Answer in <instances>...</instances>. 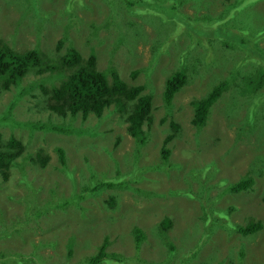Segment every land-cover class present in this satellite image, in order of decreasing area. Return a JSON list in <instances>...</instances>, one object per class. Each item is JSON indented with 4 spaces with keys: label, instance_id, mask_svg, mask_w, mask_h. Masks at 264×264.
I'll return each mask as SVG.
<instances>
[{
    "label": "rangeland",
    "instance_id": "obj_1",
    "mask_svg": "<svg viewBox=\"0 0 264 264\" xmlns=\"http://www.w3.org/2000/svg\"><path fill=\"white\" fill-rule=\"evenodd\" d=\"M220 2L83 0L75 2L73 12L68 0H0V39L19 51L37 48L41 53L58 54L72 44L84 57L95 53L99 70L112 65L130 85L145 82L147 77L151 88L155 87L153 121L145 125L149 140L142 146L128 133V123L121 113L104 115L102 126L106 123L105 128L109 127L107 134L83 144L77 142L84 140V135L76 138L42 131L30 135L17 124L48 116L34 96L40 94L39 89L24 95L19 94L18 87L0 89L2 138L5 141L14 133L27 146L10 178L4 180L0 174V230L13 225L20 230L11 237H0V264H7L2 254L6 257L20 249L31 254L36 247L46 257V264H78L102 244L109 253L118 255L112 264H238V250L243 246V264H264V225L252 236L237 232V223L245 226L254 218L264 220V0H231L221 13H215ZM41 14L53 21L40 24L44 30L39 35L35 26ZM69 16L76 18L70 22ZM120 38L126 42L120 43ZM60 39L64 40L61 45ZM194 53L203 63L201 68L192 64ZM209 60L218 62L215 69ZM139 66L146 75L134 79L132 72ZM185 69L189 81L168 109L163 101L164 82ZM33 76L21 85L34 80ZM223 80L228 82L229 99L223 94L207 124L197 129L192 122L194 102ZM89 118L86 123H97L93 116ZM59 119L55 116L53 122ZM171 121L179 125L177 131ZM102 126L94 134H99ZM172 133L171 155L164 161L161 145ZM120 137L121 145L117 141ZM67 139L71 141L68 144L64 141ZM57 147L67 150L68 168L61 165ZM40 148L52 156L44 169L25 158ZM136 154L140 161L134 165ZM124 155L133 162L128 169L122 165ZM90 161L105 164L107 177L116 170L127 174L125 184L134 190H107L111 196H119L113 208L107 207L105 193L78 204L75 194H81L79 191L89 182ZM209 162L218 163L220 170L212 179L204 177L201 187L191 181V169ZM247 174L257 181L256 186L262 184L258 190L255 188L257 192L226 190L228 184ZM148 176L152 181L145 182ZM222 179L227 182L220 183ZM137 189L153 193L143 194ZM53 198L75 201L65 205L52 201L51 213L27 228L21 225L27 220L24 213L31 204L35 208L29 210L40 209L42 203ZM206 211L211 226L221 221L227 230L202 235ZM168 217L173 226L161 230V221ZM136 227L145 233L139 248L133 235ZM17 258L22 264L24 259L20 255Z\"/></svg>",
    "mask_w": 264,
    "mask_h": 264
},
{
    "label": "trees",
    "instance_id": "obj_2",
    "mask_svg": "<svg viewBox=\"0 0 264 264\" xmlns=\"http://www.w3.org/2000/svg\"><path fill=\"white\" fill-rule=\"evenodd\" d=\"M76 1L82 3L83 0H68V5L72 11L73 5ZM230 1L231 0H221L220 4H217L215 13H221L225 9V6L230 3ZM73 14L76 16L75 13ZM69 17L70 22L74 21L76 18L72 16ZM51 21L53 20L49 19L48 16L42 14L38 15L36 17L37 25L35 26L37 34L40 35L44 30L41 29L42 26H40V24L50 23ZM110 25V21H108L107 26ZM15 39L16 36L14 37V40ZM59 41L60 45L61 42H64L63 39H60ZM118 41L120 43H125L126 39L120 38ZM72 46L73 45L70 44L65 52H58V54H45L41 53L37 48L27 51H19L12 45L0 39V89L3 91H8L11 90L12 87H18L17 89H19L20 95L32 93L33 91L39 89L40 94H34V96L38 99V104H41L40 108L42 110H46V112L49 113L48 116L45 117V120L38 119L35 121H20L17 124V126H19L18 128L28 130L30 135L38 131L65 134L68 137L77 136L76 138H81V136L84 135V140L81 139L77 142L83 144V141L89 140L94 136L102 137L103 135L107 134L109 127L105 128L106 123L104 126H102L104 115L106 116L109 114L121 113L123 119H126V122L128 123L127 131L134 139H136L137 145L142 146L146 144V142L149 140V135L147 129H145V125L149 126V124L153 121L154 111L153 100L155 96V87L151 88V80L146 77L145 82L140 84L135 82L130 85V83H128L126 80H123L119 77L118 71L112 65H110L104 71L99 70L97 68V56L95 53H92L88 57H84ZM199 53L201 52L199 51ZM193 58H195V61L192 64L198 68H201L199 65L203 63L200 61V57L197 55V53L193 54ZM209 62L212 69H215V66L218 64V62H212V60H209ZM189 69L191 70V66ZM202 69L204 71V67ZM217 72L224 74L223 71ZM141 74L146 75V72L144 71V68H141L140 66L132 72L134 79H136ZM30 75H34L33 77H35V79L31 80L27 85L22 86L21 84L23 80ZM109 76H111V79ZM224 76L227 77L225 74ZM188 81L186 69L175 72L165 80L163 101L166 108L171 109L175 95L185 85H187ZM227 84V81H221L207 94H205L204 97L194 102L195 111L192 122L197 127V129L202 128L207 124L213 106L215 105L214 103L220 99L223 94H225L227 99H229V93L227 92L226 88ZM168 115H170V112L167 113V116L163 117L162 120H166ZM55 116L61 119H59L58 122H53ZM90 116L91 118L93 116L97 119L96 124L86 123L90 119ZM78 122H80V124L76 125ZM170 124L176 131L179 129V125L176 122L171 121ZM101 126L102 129L98 131L99 134H94L97 133L95 129ZM174 137L175 133L168 134L164 138V141L161 145L160 151L164 161H167L170 158V143ZM64 141L66 144H68V141L71 142L70 139ZM117 141L119 142V145H121L123 142L121 137ZM116 145L117 144L115 143L114 146ZM55 150L58 154L60 163L65 166L67 162H69L68 160L70 158V156L67 155V150L64 147H57ZM26 151V144L21 139L17 138L14 133H12L11 136L5 141L3 140L2 134L0 133V174L4 180H8L10 178L12 168L14 166H18V160L23 157ZM27 155L25 158L29 157L33 163L41 164V166H36L42 169H44L52 159V156L46 153L43 148H40L34 155L31 153H27ZM138 155L136 154V158H134V165L140 161ZM124 156L125 157L122 161V165L124 168L128 169L131 167V165H133V162L132 160L128 159V155ZM213 164L215 165L213 166ZM177 166L179 167V165ZM103 167L105 168V164H96L93 161L89 162L87 167L89 173L87 178L89 179V182L87 185H83L79 191L81 194H75V199L77 200L78 204H80V201L88 197L99 196L102 193H105L107 195V207L113 208L115 206L116 199L119 198V196H116L117 198L111 196L107 190L117 188L123 190L125 188L131 187L128 184L126 185L123 179L127 176V174H120L118 173L119 171L116 170L114 171L113 176L107 177V168L102 171ZM219 170V164L212 162L207 163L205 166L192 167L190 173L191 181L200 183L202 184L201 187H203V178L205 177L204 179H212L213 176H216ZM186 175L189 174L186 173ZM22 176L26 179L27 174L23 172ZM148 178L149 176L145 177V182L152 181V179ZM71 180L76 181L77 178H71ZM222 182L226 183L227 179L220 180V183ZM256 182L257 181L251 176V174H247L240 178L239 181L228 184L226 190L235 193L241 191H252L255 193L257 192L255 188L258 190V188L262 185L258 183L256 186ZM40 188L41 187H39V189ZM207 189L211 190L212 187ZM140 190L143 189H137V191ZM144 190L145 191L140 192L143 194H146V192H151L147 189ZM226 190H224L225 193ZM178 193H182V191L178 190ZM261 196L264 203V190L262 191ZM55 200L56 199L53 198L50 201L42 203L43 207L36 210H29L32 207L35 208V206L31 204L30 208H28V210H26L24 213V216L27 218V220L23 221L21 225H24V228H27L29 224L33 225L35 220L40 218L42 215H48L51 213L52 211H50V205L52 204V201ZM72 201L75 200L58 198L56 203L65 205L71 203ZM77 206L80 207V205ZM61 209L66 210L65 207H62ZM229 211L233 212V209L231 208ZM210 212H213L212 204H210ZM205 214V220H207V223L202 235L208 236L207 234L209 232L212 233L225 227L221 221L214 222V224H212L214 226H211V224H209L210 215H208L207 211ZM237 224L239 225L237 232L243 233L244 236H252L263 227L264 220L254 218L251 221H248L245 226H242V224L239 223ZM172 226L173 223L170 217L164 219L160 223V229L164 231H167ZM19 231L20 230L15 225L9 226L7 229L5 228L0 230V237H11L13 236V233L17 234ZM133 235L135 238L136 247L139 248L145 239V233L141 227H136L133 230ZM104 242H106V239ZM46 244L53 245V243ZM46 244L44 243L43 246ZM170 246L172 245L170 244ZM72 254L73 252L71 251V255ZM19 255L22 257V259H24L22 264H46V257L40 252V250L38 251L37 247L31 252V254L21 252L20 249V251L11 252V255H7L6 257L2 254L1 258L5 259L4 263L19 264V260L17 258ZM68 255L71 256L70 254ZM245 255L246 249L245 246H243L238 250V264L244 263L243 260ZM118 258V255L109 253L106 250L105 244H102L98 251L91 255H86V257L79 260L78 264H112L116 263ZM0 262L3 263L1 260ZM148 264L158 263L151 262Z\"/></svg>",
    "mask_w": 264,
    "mask_h": 264
},
{
    "label": "clouds",
    "instance_id": "obj_3",
    "mask_svg": "<svg viewBox=\"0 0 264 264\" xmlns=\"http://www.w3.org/2000/svg\"><path fill=\"white\" fill-rule=\"evenodd\" d=\"M218 100H219V99H218ZM218 100H217V101H218ZM214 104H216V102H215ZM61 165H62V164H61ZM68 165H69V164L67 163L64 167H65V168H66V167L68 168Z\"/></svg>",
    "mask_w": 264,
    "mask_h": 264
}]
</instances>
